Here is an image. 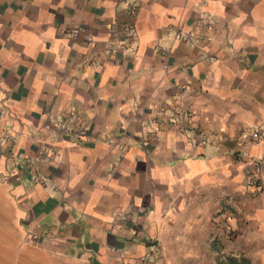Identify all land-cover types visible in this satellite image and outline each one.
<instances>
[{
	"label": "crops",
	"instance_id": "obj_1",
	"mask_svg": "<svg viewBox=\"0 0 264 264\" xmlns=\"http://www.w3.org/2000/svg\"><path fill=\"white\" fill-rule=\"evenodd\" d=\"M0 100V264H264V0H0Z\"/></svg>",
	"mask_w": 264,
	"mask_h": 264
},
{
	"label": "built area",
	"instance_id": "obj_2",
	"mask_svg": "<svg viewBox=\"0 0 264 264\" xmlns=\"http://www.w3.org/2000/svg\"><path fill=\"white\" fill-rule=\"evenodd\" d=\"M84 30V27L78 25L75 26L73 28L70 29V34L72 36H77L79 33H81ZM109 30V39H108V47L109 48H123L125 46V40L121 37H118L119 32L122 31H126L129 34H135L136 30L133 26H131L130 24H120L117 26H109L108 28ZM177 36H181L182 38L185 39H191V35L189 33H177ZM85 39L90 40L91 37L88 34H85ZM115 40V41H114ZM4 102L2 100H0V112L5 111V109L3 108ZM174 116L175 119H178L180 122V126L183 130L187 131L189 129V125H188V121H186L185 119L182 118V115L184 113L183 108L181 107H176L174 109ZM62 120L58 121L60 123H62V125H64L67 122V119L70 121L72 120V116L71 117H67L66 118H61ZM70 130V134L72 135L73 138L75 139H80L82 136L87 134V126L83 125V126H72L71 128H68ZM0 135H4V136H10L11 138H14V135L11 132V128H10V123H5L4 124H0ZM192 137L194 138H201V133L198 131H193L192 132ZM261 138V134L259 133L258 130H254L253 132L250 133V139L252 142H258ZM0 145H1V140H0ZM49 150H47L46 153H48ZM40 159V156H31V155H26L24 156V162L27 166H30L33 163H37L38 160ZM44 174L43 172L37 167V165H35V173H34V178L36 179H41L44 178L43 177ZM260 179H261V165L260 162H255L253 165V170L252 173L249 176V184L253 185V186H257L260 183ZM120 218L122 219H132V214L131 213H123L120 215ZM111 250L119 252V263L118 264H134L132 262H128L125 258H124V254L123 251L120 247L116 246V245H111L110 246ZM154 251V246L153 244L149 246L148 251H146L142 256V263H146L147 261H149L152 258V255Z\"/></svg>",
	"mask_w": 264,
	"mask_h": 264
}]
</instances>
